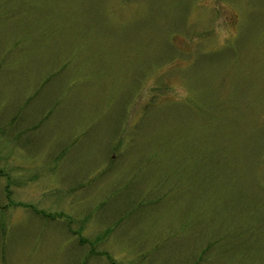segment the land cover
<instances>
[{
  "label": "rangeland",
  "instance_id": "obj_1",
  "mask_svg": "<svg viewBox=\"0 0 264 264\" xmlns=\"http://www.w3.org/2000/svg\"><path fill=\"white\" fill-rule=\"evenodd\" d=\"M0 264H264V0H0Z\"/></svg>",
  "mask_w": 264,
  "mask_h": 264
}]
</instances>
